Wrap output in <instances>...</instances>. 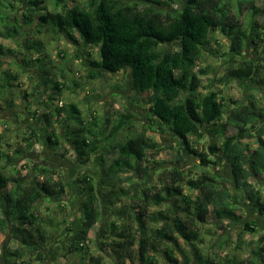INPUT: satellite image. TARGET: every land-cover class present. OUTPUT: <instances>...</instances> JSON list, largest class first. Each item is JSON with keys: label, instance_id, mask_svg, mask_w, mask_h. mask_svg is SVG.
Segmentation results:
<instances>
[{"label": "trees", "instance_id": "1", "mask_svg": "<svg viewBox=\"0 0 264 264\" xmlns=\"http://www.w3.org/2000/svg\"><path fill=\"white\" fill-rule=\"evenodd\" d=\"M43 3L21 0L28 30L62 36L73 46L95 48L97 59L86 53L91 78L100 71L128 72L134 96L129 103L146 110L150 126L135 128L130 107L113 119L97 112L84 116L76 104L64 102L63 83L53 81L55 89H31V94L45 92L50 104L61 105L54 103L47 115L37 119L44 125V139L28 128L12 154L21 158L36 145L47 144L53 151L61 139L68 143L79 167L85 168L73 180L81 197L79 224L74 229L71 223H63L65 234L57 239L59 223L43 217L38 209L43 203L55 204L60 210L66 207L64 176L57 170L32 164L22 174L13 165L7 173L0 165V233L18 243L12 251L3 247L0 264H45L54 252L66 248L79 255L80 264H105V258L91 255L88 246L89 233L104 210L112 219L101 231L100 247L109 250L111 264H160V260L165 264H264V233L252 237L259 234L261 225L241 214L243 202L248 201L264 220V184H260V177L264 178V111L253 101L226 104L221 93L211 88L199 93V76L205 71L196 70L213 34L218 33L228 41L231 58L220 82L224 86L231 81L264 86V56L260 63L244 57L248 45L254 50L261 46L264 53V24L256 22L255 0H179L180 7L175 9L158 0H52L51 9ZM240 5L250 12L244 24ZM9 7L13 8L10 1H0L1 34L16 39L21 33L19 21L14 17L11 22L5 13ZM29 44L39 52L40 42ZM36 62L43 85L48 87L51 79L40 60ZM3 75L0 92H7L11 76ZM50 115L61 126V135ZM151 124L171 134L178 142V152L198 158L201 167L217 166L218 158L224 161L234 191L218 186L207 170L196 177L175 166L156 170L157 163L149 155L162 148L148 134L153 131ZM203 140L206 148L200 144ZM181 156L177 153L176 158ZM3 159L8 166L15 160L0 152ZM88 163H94L96 173H87ZM154 171L156 183L144 184ZM44 210L49 211L47 206ZM209 223L222 233L237 226L232 249L247 251L246 259L225 253L228 236L213 239L220 253L214 248L203 251L206 237L212 234L203 231ZM246 234L252 238L245 240Z\"/></svg>", "mask_w": 264, "mask_h": 264}, {"label": "rangeland", "instance_id": "2", "mask_svg": "<svg viewBox=\"0 0 264 264\" xmlns=\"http://www.w3.org/2000/svg\"><path fill=\"white\" fill-rule=\"evenodd\" d=\"M8 1H10L13 8L9 7L5 9V13L9 15L13 23L14 17L17 18L21 33L16 39H7L2 36L0 28V46L2 47V53L0 54V79L7 72L11 76L9 81L12 84L10 88H7L11 89L10 91L0 92V152L7 153L15 160L8 166L3 159L0 160V165L5 168L4 171L7 173L12 172L14 165L15 168L21 170L22 174H25L32 164H39L57 170V172L64 176L66 194L63 197V203L66 207L60 210L57 205L46 203L38 207L42 211L43 217L59 223L60 228L55 232V235L58 236L57 239H59L61 235L65 234L63 223L67 225L71 223L74 229L79 224L77 217L80 211L81 197L73 186V180L78 174H82L85 168L79 167L74 152L71 151L67 142H63L64 139H61L60 146L53 151L47 148V144L36 145L31 152L24 154L21 158H14L15 156H13L12 152L21 143V138L29 130L28 128H33L44 139V125L39 120H41L43 114L47 115L49 113L48 109L52 108L53 105L56 104L58 107L61 105V102L56 101L50 104L45 92L40 95L37 92L31 94V89H55L53 81H56L64 84V91L62 93L64 102L76 104L84 116H87L90 112H97L99 113L98 115L113 119L116 114L123 113L126 107H130L134 117L135 128L140 129L141 126L148 127L150 126V122L147 119L146 110L142 106H132L129 103L134 96L130 91V76L128 72L122 71L119 74L111 75L100 71V74L91 78L86 53H91L92 59H97V50L95 48L83 47L81 45L73 46L67 43L62 36H53L46 32L42 34L31 32L22 18V13L25 9L21 4V0ZM158 1L171 5L173 9L180 7L179 0ZM235 4V1H233L232 5L235 6ZM254 4L255 8L259 11L256 22L263 25L264 0H255ZM42 6L51 9L52 0H44ZM240 13L241 21L244 24L247 18L250 17L247 6L240 5ZM30 41L40 42L39 52L34 47L31 48L29 46ZM170 46L175 48L177 45L173 44ZM263 56L264 53L261 46L254 50L252 46L248 45L244 50V57L252 62L260 63ZM37 59L40 60L41 68L46 72L47 78L51 79L48 87L43 85L44 78H42L39 70V63L36 62ZM230 64L231 58L228 55V41L222 35L214 33L210 46L206 49L202 60L196 68V70L201 69L205 71L203 75L199 76L201 84L199 93L202 94L205 92V89L211 88L221 93L226 104H230L229 101H234L236 104L253 101L258 108L264 111V86L260 84L245 85L237 81H231L224 86L223 82H220ZM60 118L62 119L61 116ZM60 118L57 120L61 121ZM49 119L54 129L61 135L63 130L56 123L55 116L50 115ZM64 126L63 124L62 127ZM151 128L153 131H149L148 134L156 143H160V148L163 149H159L158 153L149 155L157 163L156 170L158 168L161 169V167L167 169L175 166L185 171H190V174L194 175V177L200 175L203 170H207L208 173L216 178L218 186L224 189L229 188L231 192L234 191V185L230 183L231 175L229 168L224 161L218 158L217 166L201 167L198 158L187 153L178 152V142L173 140L171 134L161 132L157 126L152 124ZM202 143L204 148H206L207 142L203 140L200 144ZM61 153L64 155L63 158L59 157ZM177 153H181L182 155L180 160L176 158ZM208 156L210 159L216 160L213 153L208 152ZM96 172L97 167L94 163H88L87 173L94 174ZM155 172L157 173V171H154L153 176L147 177L144 180V184L156 183ZM262 179H264L263 176L260 177V184H264ZM93 180L94 183L97 182V177L94 175ZM249 183L251 186L256 187L253 179H250ZM262 196L264 197V191ZM46 206L49 211L44 210ZM241 214L246 220H254L261 225L258 229L259 234L252 237L256 239L264 233V220L258 216L256 209L248 201L243 202ZM110 219H112L111 213L104 210L100 222L89 233V253L94 256L101 254L105 258V264H111L112 257L106 247H104V250L100 247L103 240L101 238V231ZM206 230L210 231V233L212 232V234L206 237V242L202 245L203 247L200 246L203 251L210 250L209 252H212L211 248H214L213 251L220 253L217 242L213 241H217L218 235L221 237L228 236L230 243L228 242V250L225 253L229 255L236 254L238 260L246 259L247 251L235 252L232 249L237 235V226L233 225L229 232L222 233L218 232L209 223L206 225V228L203 227V231ZM252 237L250 234H246L244 239L249 240ZM219 240L221 239L219 238ZM3 247H7L12 251L18 248V243L12 240L11 237L0 233V257ZM66 249L54 252L53 255L46 259L45 264H80L81 259L79 255L70 252L68 248ZM55 255L56 258L54 257ZM178 258L180 260V256ZM160 264H165V261L160 260Z\"/></svg>", "mask_w": 264, "mask_h": 264}]
</instances>
